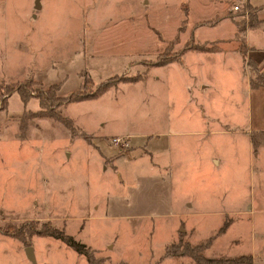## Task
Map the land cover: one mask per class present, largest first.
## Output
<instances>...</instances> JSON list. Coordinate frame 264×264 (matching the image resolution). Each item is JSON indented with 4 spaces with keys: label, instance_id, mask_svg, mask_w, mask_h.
<instances>
[{
    "label": "rangeland",
    "instance_id": "obj_1",
    "mask_svg": "<svg viewBox=\"0 0 264 264\" xmlns=\"http://www.w3.org/2000/svg\"><path fill=\"white\" fill-rule=\"evenodd\" d=\"M35 1L0 0V264H90L64 240L32 232L47 221L90 246L100 264H198L165 252L200 243L209 264H247L243 255L264 264V85L249 84L258 73L237 49L245 33L230 34L225 20L210 27L225 7L233 22L243 10L261 19L248 41L264 62V0H207L203 12L190 0H39L40 9ZM217 34L231 35V69L196 54L184 56L185 73L178 62L154 64L194 42L222 49L223 39H209ZM85 74L89 97L65 102ZM107 80L121 83L100 97L97 86ZM25 86L28 102L18 92ZM45 92L44 111L65 120L32 114ZM166 106L189 124L185 136H173L182 167L168 187L156 179L150 151L134 152L130 136L122 135L129 142L122 148L116 136L103 137L130 132L142 141L166 124ZM246 130L256 133L253 145ZM137 152L135 161H117ZM9 224L16 235L4 230Z\"/></svg>",
    "mask_w": 264,
    "mask_h": 264
},
{
    "label": "crops",
    "instance_id": "obj_2",
    "mask_svg": "<svg viewBox=\"0 0 264 264\" xmlns=\"http://www.w3.org/2000/svg\"><path fill=\"white\" fill-rule=\"evenodd\" d=\"M178 1H181V0L175 1L174 2L175 5H176V3ZM190 1L192 2V4L193 3L194 4H196V3L199 4V7L195 6V9L199 10L201 8V10H200L201 12H203V11L206 10L204 8V6H203V2L205 3V2H207V0H190ZM199 2H202V3L200 4ZM242 2H246V1H242ZM42 5H43V3L41 4V6ZM211 8L214 9L213 7H211ZM230 8L231 7H225V8H223V10H221L222 11V13H221V16H222L221 20H219L218 22H216L218 24H215L214 23V25H211L210 27L217 26V25L223 23L224 20L225 21H229L230 24H232V27H233L231 29V31H230V34H234L235 35L238 32L237 25L235 26L236 21H234L235 22L234 23L232 21V18H230L229 16L226 15V13L228 12L227 10L230 9ZM36 9H37V7H36ZM38 9H40V8H38ZM30 11L31 12H34L33 13V16L34 17H37L38 14H39L38 11L36 13H35V11H33V7L30 8ZM200 11H198V12H200ZM236 18H237V16H234L233 17V19H236ZM254 27L255 28H262L261 25H260V23L257 24V25H255ZM251 29H252V26H249L248 25L247 28H246V30L243 32V34L245 33V39H246L247 44H248V47H249L248 53L247 54L244 53V56H245V64L247 63L246 59H248L249 57H251L253 60L257 61L258 65H264V62L263 61L260 62L259 59L253 58V56H252V53H253V51H255V49L254 50L251 49L252 46L249 45V41H248V31L251 30ZM230 34L224 35L223 37H221V36H219L217 34L216 36H214L212 38H209V39H214V38H217V39L218 38H221V39H223L222 40L223 43L221 44L222 49H220V50H215V51H212V50H209V51H201V50H197V49H194V50L191 49V50H188V51L184 52L182 54V56L179 57V59L170 61L168 63H165L164 65H156V66H160V67L162 66V67H164V66H168V65H170V64H172L174 62H178L179 63L178 64L179 67L177 69L178 72L179 73L180 72L185 73V69L182 67V64L185 61L184 56H187V55H191L192 56V55L196 54V55H201V56H199V58H201L202 60H204V63H206V61H210V60H212V61H219L221 63H227V64H229L230 65L229 68L231 69L232 68V64H231V62L228 59L230 57L229 56H226L227 53H226V50H225V47H226L225 44L227 43L226 39L231 36ZM205 39L206 40H209L207 38H205ZM235 51H236V49H235ZM226 60H228V61L227 62H224ZM152 67H154V66H152ZM148 73H149V71H148ZM148 73H147V75L149 76ZM148 76L145 79L136 81L134 83H139L141 81H145V80H147ZM200 81L203 82L204 79L201 78ZM167 82L171 84L170 78H168ZM120 83L121 82H119V84ZM124 83L134 84L132 82H124ZM119 84L116 85V86L110 87L100 97H103L104 95H107L108 93H110L111 90L117 88L119 86ZM249 84L251 85V83H250V74H249ZM171 98L172 97L170 95H167L166 96V100H165V104H166L167 101H169V100L171 101ZM82 101H84V100H82ZM198 105H200V108L197 106L198 107L197 109H198V111H201V109H202L201 108V104H198ZM168 107L169 106H166V108L164 109V113H166V115L164 116V118L166 117V120H167L166 121V124L163 125L161 123L158 126H152L151 129H150V131L147 132L146 135H143L142 136L143 137L142 141H138L136 139V137H135L137 135L131 134L130 132H126V133L125 132H122L121 134L115 133V134H112V135H105V136L103 135V137H105V140H106L105 143L107 142L108 139L111 138L109 136H121V135L130 136L131 137V141L130 142H133L134 148L132 150L134 152L135 151H138L139 149L145 151L143 153H147L148 151H150L151 161H152V165L154 166V171H156V172L158 171L157 172L158 174L156 176V179L158 181L162 182L165 186H167L166 184H168V186H169V184L172 182V179H173V177L175 176V174L177 172V169H180L182 167V165H181L182 164L181 159L180 158L176 159V156H175V151L176 150H174L175 149L174 148V145L175 144H174V138H173V136L174 135H180L182 137V136H185L186 135L185 133L187 131H189V124L186 123L184 117L181 116L182 112L180 114V118L181 119H178L179 118L178 117L177 118L178 120H175V119H173V117H169V115H168V114H173V108L175 106H170V110L167 112ZM40 118H43V117H40ZM169 121H171V123H168ZM175 121H177V122L175 123ZM258 128L264 129V127H262V126L261 127H258ZM216 129L222 130L220 128H216ZM83 130L85 132H87V133H90V132L93 133V131H91V130L90 131H88L86 129H83ZM246 131L249 132L250 141H251V144L253 145V143H252L253 142V139H252V133L253 132L251 130H246ZM250 131H251V134H250ZM94 137L96 138L97 135L94 134ZM138 137H140V136H138ZM183 140H184V138H183ZM149 143H150V148L147 146V144H149ZM99 152H101V154H103V156H102L103 159L105 157L104 155L108 154V152H104V150H103V148H102L101 145H100ZM143 153H138L137 152V153H132V154L130 153L129 155L122 154L119 158H117V161L120 163V165H122V161L126 165L130 161H135L136 159H138V157H140V155H142ZM114 167L119 168L115 164H114ZM123 175H122V173H120V176H122V177H119L120 180L123 179ZM139 176L140 175H138L137 177H135L133 180H131V182L132 183L133 182L136 183V181L139 180V178H140ZM185 202L187 203L188 207H193V204H192V202L189 199H186ZM182 209L184 210V207H182ZM179 220L180 221H177V223H180L181 221H184L182 219H179ZM188 221L189 222H192L194 224H204V223L207 222V220L202 221V222H197L195 220H190V219H188ZM181 232H184V230L182 229Z\"/></svg>",
    "mask_w": 264,
    "mask_h": 264
},
{
    "label": "trees",
    "instance_id": "obj_3",
    "mask_svg": "<svg viewBox=\"0 0 264 264\" xmlns=\"http://www.w3.org/2000/svg\"><path fill=\"white\" fill-rule=\"evenodd\" d=\"M246 8H248V9L253 8L252 4L249 1L246 2ZM239 14L243 15V19L236 21V25L238 26V32L237 33H239V32L242 33L246 30L248 25L253 27V26L259 24L261 21V19L256 18V21L253 22L252 21L253 19H251L252 18L251 13L248 14L247 17H245L246 10L241 11ZM242 41L243 42L240 44V46H238L237 49L243 53H247V51H248L247 41H246V39H243ZM191 49L192 50L197 49V50H201V51H209V50L215 51V50H220L221 47L218 45L217 42H212V41L201 42V43L194 42V44L184 46L178 53H175L173 56H167V57L164 56V58H159L158 60L154 61V64L164 65L165 63L179 59V57L184 52L191 50ZM252 60L253 59L250 58L248 63L250 64L252 71H255L258 73L257 74L258 76H257L256 80L253 77L250 78L251 86L256 87L259 85H264V73H263V71L262 72L258 71L257 64L255 65V63ZM91 78H92V76H90L89 74L86 75L85 80L81 84V86L79 88L75 89L73 91V93L68 95L67 98H65V102H73L74 100L87 99L89 97L90 93L88 94L87 92H84V89H86L90 80H92ZM134 79H132V80H134ZM113 84H114V82H111L109 80L101 82L98 84L96 91L98 94L103 95ZM28 87L29 86H25L24 89H21V87L18 88V92H19L21 98L24 100V102H28V100L30 98V94L28 93ZM50 96H51L50 92H45V94L39 95V101H40L39 103H40L41 109H38V110L32 112L33 115H38V116H43V117H44V115L54 116L52 114H47L44 111L45 107L47 105V101H48ZM54 117H56V119H61V120L66 119L65 117L62 118L61 116H54ZM252 139H253V141H255L256 133H252ZM37 223L39 224V222H37ZM37 223H36L35 227H33L32 232L39 233V234L46 235V236L51 235V236L60 238V239L64 240L66 243H68L69 245L73 246L78 252L80 251V252L84 253L86 258L90 262V264H100L98 262V259L95 256L93 250L87 244L82 243L80 241H76L72 235L66 233L65 230H62V229H59L58 227H55L49 221L43 222L41 224L40 228L37 227ZM15 227H16L15 225L9 224V225H6L4 227L5 228L4 230H6L7 233H9V234L16 235L17 232H19V231H18V229H15ZM207 245H208L207 243H200L197 246H191V245L185 246V249L180 250V251L174 249L173 247H170V248H167L165 255L166 256L189 255L198 264H209L210 262H212L214 260L212 258L206 256L203 253V250L205 247H207ZM243 256L250 258L249 261L247 260V264L253 263L252 255H247V256L243 255ZM119 264H129V263L127 261H125L124 263H119Z\"/></svg>",
    "mask_w": 264,
    "mask_h": 264
},
{
    "label": "built area",
    "instance_id": "obj_4",
    "mask_svg": "<svg viewBox=\"0 0 264 264\" xmlns=\"http://www.w3.org/2000/svg\"><path fill=\"white\" fill-rule=\"evenodd\" d=\"M239 7H240V4L238 3V4H235L234 6H233V8L235 9V10H238L239 9ZM113 140H114V142L116 143V144H118L119 146H120V148H122L123 146H127L128 144H129V142H128V140H127V137H125V136H116V137H114L113 138ZM122 146V147H121Z\"/></svg>",
    "mask_w": 264,
    "mask_h": 264
},
{
    "label": "water",
    "instance_id": "obj_5",
    "mask_svg": "<svg viewBox=\"0 0 264 264\" xmlns=\"http://www.w3.org/2000/svg\"><path fill=\"white\" fill-rule=\"evenodd\" d=\"M35 2H36V7H37V8H40V6H41V2H40L39 0H36ZM262 71H263V73H264V68L262 69ZM27 252H28L29 255H31V254L33 253V248H32V246H29V245H28V247H27Z\"/></svg>",
    "mask_w": 264,
    "mask_h": 264
}]
</instances>
